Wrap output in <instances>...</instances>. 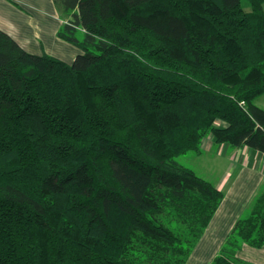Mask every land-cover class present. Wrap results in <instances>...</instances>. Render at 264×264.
<instances>
[{"label":"trees","instance_id":"trees-1","mask_svg":"<svg viewBox=\"0 0 264 264\" xmlns=\"http://www.w3.org/2000/svg\"><path fill=\"white\" fill-rule=\"evenodd\" d=\"M55 0L71 63L0 28V264H186L225 194L178 161L264 154V0ZM217 121H222L218 125ZM264 246V189L211 264Z\"/></svg>","mask_w":264,"mask_h":264},{"label":"crops","instance_id":"crops-1","mask_svg":"<svg viewBox=\"0 0 264 264\" xmlns=\"http://www.w3.org/2000/svg\"><path fill=\"white\" fill-rule=\"evenodd\" d=\"M66 20L67 16L62 13L55 0H0V28L33 54L47 53L55 56L48 50V42L66 47L64 40L57 35L59 28ZM54 35L58 40L53 38ZM218 146L228 148L224 144ZM228 152L232 154L230 158L233 162L239 160L236 165L239 172L232 175L236 179L227 180L230 174L227 175L217 187L225 194L223 202L227 196L233 194L240 200L246 198L245 201L248 202L257 195L264 183V154L247 146L242 149L231 147L228 148Z\"/></svg>","mask_w":264,"mask_h":264},{"label":"rangeland","instance_id":"rangeland-1","mask_svg":"<svg viewBox=\"0 0 264 264\" xmlns=\"http://www.w3.org/2000/svg\"><path fill=\"white\" fill-rule=\"evenodd\" d=\"M243 7L246 10L250 9V4L247 0H243ZM56 35L53 38H57ZM58 40V39H56ZM66 47H60L54 42H48L49 51L56 57L68 62H73L76 55L81 50L71 44L70 42L63 41ZM255 103L264 108V95L255 99ZM220 126L222 121H217ZM228 148H231L230 145ZM203 151L201 154L195 152H189L187 154L178 157V161L183 165L193 169L198 175L214 183L216 186L220 184L221 180L229 174L227 178L236 179L234 175L239 172V168H236L239 160L233 162L231 160L232 154L228 152V148L224 146H218L212 135H208L202 144ZM224 148H226L224 150ZM243 148V147H242ZM240 148V149H242ZM234 149V148H233ZM245 173V170H244ZM239 177H237L238 179ZM246 182L245 179L243 180ZM264 189V183L262 184L259 192ZM258 192V193H259ZM257 193V194H258ZM235 194L227 196L226 200L217 210L210 225L206 229L204 235L196 245L192 254L190 255L186 264H211L214 258L219 254L222 246L224 245L230 231L232 230L236 220L247 215L253 198L248 202L246 198L240 200ZM256 196V195H255ZM238 257L243 261H249L255 264H264V246L254 247L249 244H243L242 248L238 251Z\"/></svg>","mask_w":264,"mask_h":264}]
</instances>
